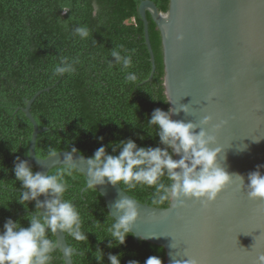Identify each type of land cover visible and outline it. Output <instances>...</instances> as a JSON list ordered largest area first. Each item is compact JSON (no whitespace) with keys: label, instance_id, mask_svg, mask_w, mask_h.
I'll return each instance as SVG.
<instances>
[{"label":"trees","instance_id":"16d2710c","mask_svg":"<svg viewBox=\"0 0 264 264\" xmlns=\"http://www.w3.org/2000/svg\"><path fill=\"white\" fill-rule=\"evenodd\" d=\"M142 1L0 0V231L8 219L29 227L28 216L35 213V202H29L25 209L16 201L23 189L15 180L13 168L17 157L29 163L34 127L22 109L38 92L50 88L37 97L31 109L40 129H47L38 138L39 158L49 157L50 151L58 153L72 148L92 157L101 146L108 154L118 155L119 149L113 152L109 145L127 139L134 140L139 147L159 145L158 137L148 136L146 131H152L153 136L155 132L146 123L154 109L167 111L170 104L164 87L162 37L147 14L156 58V72L149 81L153 64L139 13ZM150 1L160 12H168L170 0ZM94 4L98 6L96 15ZM63 8L69 11L64 12ZM77 27H87L89 37L81 39L74 35ZM121 45L132 54V67L122 70L113 61L109 68L108 61L114 60L111 51L119 50ZM62 57L69 62L79 61L74 64V73L54 74L56 67L63 66ZM128 72L136 73V82L125 80ZM140 136L145 139H139ZM29 165L34 172L38 171V167ZM86 179L77 169L72 176H65L69 185L65 199L77 206L82 230L88 237L77 242L67 236L68 244L79 250L72 256L74 264H100L95 258L97 249L103 253V264H110L109 253L123 254L120 264L130 260L145 264L150 256L167 264L164 248L142 239L136 241L133 233L123 245L108 247L107 228L114 221L103 196L98 190L88 189ZM121 187L143 204L167 208L171 203L153 204V188L129 190L123 184ZM49 238L57 240L56 235L49 234ZM53 255L52 264H65L60 250Z\"/></svg>","mask_w":264,"mask_h":264},{"label":"water","instance_id":"95a60500","mask_svg":"<svg viewBox=\"0 0 264 264\" xmlns=\"http://www.w3.org/2000/svg\"><path fill=\"white\" fill-rule=\"evenodd\" d=\"M139 13L153 64L149 81L156 72V58L147 14L162 37L164 87L174 109L172 119L199 127L211 116L204 130L217 138L212 147L223 149L220 165L229 174L242 175L247 184L248 174L264 165V0H170L167 13L143 0ZM44 91L50 88L38 92L22 111L34 127L29 163L48 174L61 167L71 151H60L56 158L37 156L39 135L47 129H40L31 109ZM181 106H188L189 114H175ZM222 121L227 124L216 131ZM72 155L76 169L87 174L90 157ZM260 171L264 174V167ZM97 190L113 219H118L113 211L118 200L127 195L136 203L139 218L131 233L136 241L164 248L167 264H183L189 258L196 264H257L264 254V201L249 200L238 183L226 187L207 208L188 201L180 210L172 202L167 208L140 203L119 185L106 183ZM55 235L60 248L69 245L65 234ZM62 255L65 264H74L72 256Z\"/></svg>","mask_w":264,"mask_h":264},{"label":"clouds","instance_id":"9594fccd","mask_svg":"<svg viewBox=\"0 0 264 264\" xmlns=\"http://www.w3.org/2000/svg\"><path fill=\"white\" fill-rule=\"evenodd\" d=\"M62 10L69 11L68 8ZM97 11L98 6L94 4L93 15ZM74 35L85 39L90 32L87 27H77ZM132 51L134 53L135 50ZM110 54L114 60L108 61L109 68L113 67V61L122 70L132 67V54L123 45L119 46V50L114 48ZM78 62H69L66 57H62L63 66L56 67L54 74L74 73V64ZM125 80L136 82V73L128 72ZM179 111L189 114L188 106H181L175 114ZM173 114L172 108L167 111L156 108L147 120V126L155 132L153 136L152 131H146L148 136L159 138V145L156 147H139L132 139L120 141L115 146L109 145L113 152L119 149L118 155L108 154L104 146L99 147L86 161L87 188L97 191V186H104L106 183L120 187L123 184L129 190L137 187L153 188V204L161 205L171 201L173 207L180 210L187 207L188 201L200 202L207 208L226 187L238 183L241 189L246 190L249 200L264 201V174L260 171L264 165H258L255 171L250 172L245 184L242 175L229 174L220 165L223 149L212 147L217 144V138L204 130L212 122L211 116L204 117L198 127L193 122L173 120ZM226 124L227 121H222L215 125V130L219 131ZM197 128L200 129L198 133ZM139 139L143 140L145 137L140 136ZM76 151L72 148L64 156L62 167L54 174L34 172L26 160L16 158L13 172L15 180L20 182L23 189L16 195V201L25 209L29 202H35V213L28 216L27 228L12 219L4 223L3 230L0 231V264H52L55 259L54 250L60 249L65 256H73L79 251L67 244L60 248L58 240L50 239L49 234L55 237L58 232L63 233L77 242L88 239L82 230L83 221L77 206L72 200L65 199L69 188L65 176H72L76 169L72 155ZM48 155L56 158L58 153L50 151ZM41 196L45 197L43 201L38 199ZM113 211L118 219H113L114 222L107 228L110 234L109 248L123 245L139 218L136 203L127 195L113 205ZM96 252V260L103 264V253L99 249ZM79 254L83 255L82 252ZM122 255L109 253L107 258L110 264H120ZM128 264H139V261L130 260ZM145 264H162V260L157 256H150ZM174 264L181 262L174 261ZM183 264H196V261L189 258ZM257 264H264V254L257 257Z\"/></svg>","mask_w":264,"mask_h":264}]
</instances>
